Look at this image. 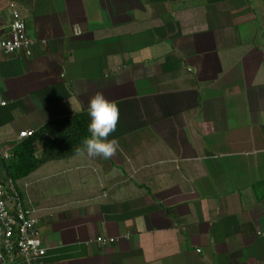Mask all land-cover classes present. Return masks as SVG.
I'll use <instances>...</instances> for the list:
<instances>
[{"label": "crops", "instance_id": "crops-1", "mask_svg": "<svg viewBox=\"0 0 264 264\" xmlns=\"http://www.w3.org/2000/svg\"><path fill=\"white\" fill-rule=\"evenodd\" d=\"M14 1L35 45L0 54V152L97 92L120 112L114 157L38 144L15 182L43 264H264V0Z\"/></svg>", "mask_w": 264, "mask_h": 264}, {"label": "built area", "instance_id": "built-area-1", "mask_svg": "<svg viewBox=\"0 0 264 264\" xmlns=\"http://www.w3.org/2000/svg\"><path fill=\"white\" fill-rule=\"evenodd\" d=\"M6 2L5 13L8 25L0 29V54H22L31 57L35 41L27 35L26 27L14 0ZM79 29L75 34H79ZM7 106L6 100L0 96V108ZM31 131L18 134L19 142L32 135ZM3 160L12 157L9 151L0 152ZM39 218L37 210L26 206L21 199L15 183L6 178L0 180V264H43L46 248L39 237ZM117 237L97 236L94 243L99 248L116 244Z\"/></svg>", "mask_w": 264, "mask_h": 264}, {"label": "trees", "instance_id": "trees-1", "mask_svg": "<svg viewBox=\"0 0 264 264\" xmlns=\"http://www.w3.org/2000/svg\"><path fill=\"white\" fill-rule=\"evenodd\" d=\"M87 129L88 122L81 114L54 120L42 126L13 149L10 159L3 160L7 178L15 183L38 167L36 145L51 149L58 147L72 149L80 146L83 139L89 136Z\"/></svg>", "mask_w": 264, "mask_h": 264}, {"label": "clouds", "instance_id": "clouds-1", "mask_svg": "<svg viewBox=\"0 0 264 264\" xmlns=\"http://www.w3.org/2000/svg\"><path fill=\"white\" fill-rule=\"evenodd\" d=\"M87 115L89 136L85 137L81 146L76 148L77 154H86L88 158L100 157L111 159L120 150L117 139L109 137L116 131L120 118L117 104L97 92L89 98Z\"/></svg>", "mask_w": 264, "mask_h": 264}, {"label": "rangeland", "instance_id": "rangeland-1", "mask_svg": "<svg viewBox=\"0 0 264 264\" xmlns=\"http://www.w3.org/2000/svg\"><path fill=\"white\" fill-rule=\"evenodd\" d=\"M27 123V122H26ZM30 123V122H28ZM1 171V170H0ZM4 178V174L0 172V179H3Z\"/></svg>", "mask_w": 264, "mask_h": 264}]
</instances>
